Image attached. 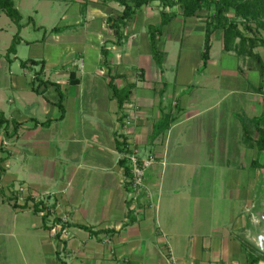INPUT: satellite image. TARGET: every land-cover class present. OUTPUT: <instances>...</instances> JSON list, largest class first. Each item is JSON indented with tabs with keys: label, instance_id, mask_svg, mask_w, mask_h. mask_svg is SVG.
<instances>
[{
	"label": "crops",
	"instance_id": "obj_1",
	"mask_svg": "<svg viewBox=\"0 0 264 264\" xmlns=\"http://www.w3.org/2000/svg\"><path fill=\"white\" fill-rule=\"evenodd\" d=\"M176 11L177 16L162 27L158 36V46L163 52L162 64L168 52L162 49L159 41L166 32L167 38L177 39L178 36L180 41L178 63L189 59H186L191 52L188 49L195 50L191 53L192 57L199 56L196 61H187L191 63L189 67L183 64L179 68L177 65L176 81L164 80V69L156 62L149 40L148 26L159 23L160 15L158 21L140 19L139 29L127 41L123 42L129 36L123 27L125 36L121 42L117 39V43L108 46L102 43L99 46V57L106 66L104 70L109 87L108 90L97 91L107 98V106H98L101 121H86L82 112L81 120H78L82 98L95 92V89L71 90L72 86L82 84L79 71L84 74L86 69V53L82 45L77 49L76 56L69 60L70 66L63 67L64 73L60 74L65 76L64 81H54L60 86L57 90L63 96L66 109L63 119L48 126L36 123V120L41 122L60 117L57 102L61 94L58 99H49L46 97L47 89L44 94L35 92L31 88L34 76L25 86L40 97L31 94L25 98L31 106V113L25 115L19 107L10 109V117L4 110L0 112L9 120L1 135L10 138L0 151L6 156L5 159L0 157L4 168L3 185L7 187L20 181V188L24 186V191L18 188L16 198L18 193H25L33 203L43 201L45 206L52 208L50 222L59 217L66 224L65 227L58 224L53 229H45L50 236L56 237L61 231L58 249L54 250L60 264H172L171 255L175 257L176 264H249L250 256L257 258L253 264H264L261 247L264 237V168L260 165L264 164V150L260 151L254 143L245 145V131L240 118L234 115L239 112L233 109L224 114L221 110L215 111L221 102L239 95L242 102L239 109L244 113V119L249 121L259 116L264 107L256 114L251 110L264 103V88H259L261 73L257 67H251L256 61L252 59L247 71L241 72L242 81L229 86L225 83L228 79L233 80V76H229L226 68L222 71L210 70L215 63L212 53L208 65L201 70L207 12L203 10L185 17L182 10ZM140 15L143 17L144 14ZM101 17V14L91 15L89 11L84 17L86 20L67 24L73 27L66 30L77 29L79 24H88L90 19L98 18L102 20L98 28L90 25L87 28L92 33L97 32L99 37L103 34L101 27L104 20ZM136 18L137 14L133 19ZM175 20H179L182 29L173 36L169 34V27ZM126 26L134 29L128 23ZM145 30L146 36H143ZM215 34L223 39L224 52L239 59L237 52L225 49L220 29L212 35V47ZM195 36L198 37L197 43H191ZM74 39L86 41L84 35H76ZM128 41L130 49L123 50ZM102 47L109 51L107 59ZM112 51L117 53L116 62ZM78 52L85 56L77 57ZM255 52L259 53V50ZM261 57L264 60V54ZM228 58L222 61L227 62ZM77 60H83V68ZM129 64L134 66V70L126 67ZM145 66L153 69L154 74L150 77ZM71 71L76 72L78 83H70ZM110 75L118 76V87L134 86L130 99L124 104L122 112L127 115L123 121L119 120L122 112L117 99L112 97ZM41 78L44 79L42 75ZM35 83L37 85L36 80ZM219 85L224 92L214 100V96H218L215 93ZM44 88L46 86L41 90ZM36 101L44 114L50 115L51 112L52 116L46 119L37 117L33 109ZM108 101L116 103L113 113ZM9 102L14 100L9 99ZM166 113L176 117V120L152 140L156 122ZM251 134L257 138L254 130ZM123 137H126L134 154L142 159H153L146 169L144 186L139 190L127 184L132 182L119 162L127 155L116 146V138L123 140ZM218 140H221L220 152L212 147L213 141L215 144ZM58 144L62 145L60 158L54 156L56 152L52 154L56 149L54 145L57 147ZM90 148L92 151L85 153ZM10 157L17 160L18 169L9 171ZM254 161H258L257 166ZM22 174L27 176L28 181L21 177ZM192 176L199 177L193 183L198 190L191 185ZM38 179H43L46 184L39 185L36 182ZM33 210L43 214L35 208ZM68 223L85 225L97 232L69 226ZM244 239L259 249H253L248 244L242 246Z\"/></svg>",
	"mask_w": 264,
	"mask_h": 264
},
{
	"label": "rangeland",
	"instance_id": "obj_2",
	"mask_svg": "<svg viewBox=\"0 0 264 264\" xmlns=\"http://www.w3.org/2000/svg\"><path fill=\"white\" fill-rule=\"evenodd\" d=\"M14 2L23 16L21 22L24 24V27L21 30V36L24 38V40H22V42L18 44L17 53L12 55L13 60L9 61L5 56V52L7 47L11 43L13 34L18 30V26L10 17H8L4 12L0 11V94H2V100H0V112L4 110L6 115L10 117V109L19 107L20 110L25 113V115H27L31 113L32 109L31 106L26 103L25 98H29V96H32L31 94H34V97L36 96V98H40L37 93L27 90V87H25L28 85L30 79L34 76L35 71L39 70L40 65L23 67L21 65V62L23 60H27L29 58L45 59L46 66L42 77L44 79H49L50 82L58 81L61 83L65 79V76L62 75L64 73L63 67L70 66L69 60L72 57L76 56L75 53L77 49H79V47L82 45L85 48L86 53V69L84 74H81V72L79 71L80 75L83 78L82 84L77 87L75 85L72 86L71 90L95 89V92L92 95H86L82 98V103H80L78 111V120H81L82 112L84 113L86 121H101V116L98 113V106H107L105 105V100H107V98L102 96L100 92L98 93L97 91L108 90L109 87L106 82L107 77L105 76L104 70L106 69V66L101 63V56L99 57V46H101L102 43H105L106 46L111 45L112 43H117L118 38L114 33L115 31L109 28L106 23V21L108 20L106 19H108L109 16H117L121 14L123 11V6L112 0L107 3L103 0H14ZM166 2L167 1L156 0L144 5L141 9H139L137 18L135 20L133 19V22H131V24L130 21L128 22L129 26H134V29L131 30V28L123 26L124 32L129 34V36H126L124 38L123 42L127 41L128 37L135 35L134 32L139 29L137 26L141 25L140 19H144L145 21H158L161 10L163 8H167L168 10H182L179 5H176L174 8H170L166 6ZM89 11L91 12V15L101 14L103 16L101 17V19L104 20L101 27L103 34L99 35V37L97 32L92 33L87 28V26L89 25L90 27L98 28L102 21H100V19L98 18L90 19L88 21V24H85V22L79 24V28L77 27V29L65 30L60 33L51 32V30L56 26L64 27L67 24L76 23L77 20H86L84 17ZM82 12L83 15H81ZM206 12L207 14H209L210 12H213V10H209V12ZM140 14H144L145 16L143 15V17H141ZM227 15L233 18L234 11L231 10L227 13ZM31 17H33L34 20L29 23ZM239 21L241 22L240 25L244 33L251 37L256 35L259 37H263L264 40V25L259 24L256 20H251L248 21V24L250 26V29L248 30L245 27L244 22L241 21V19H239ZM169 28V34H173V36H176L180 33L182 24L179 22V20H175L173 21V23H171ZM130 32L132 34H130ZM144 32L145 33L143 36H146V30ZM76 35H84L86 41H76L74 39ZM167 36L168 34L166 32L159 41L160 45L163 46L162 49L165 52H168V54H166V61H164V64H161L159 66L164 69V80L169 78L172 81H176L177 65L179 66V68L183 66V64H185L184 66L189 67L191 63H188L187 61H196L199 56L197 58L196 56L192 57L191 53H195V50L192 51L188 49V51L191 52L190 55L186 56V59H189L187 61H181L180 63H178V55L181 52V46L180 41L178 40V36L177 39H170L167 38ZM197 38V36L193 37L191 39V43H197ZM140 39L141 37L138 38V40ZM26 40L30 41V43H28ZM142 41L143 40H141L140 42ZM142 45L143 44H141V46ZM122 49L129 50L130 41H128ZM123 50L120 51L121 54L123 53ZM202 50H204V48H202ZM258 50L259 54L263 56L264 44L258 43V45L254 48V51ZM211 53L212 59L215 63L210 66L212 69L209 67L210 70L222 71L224 68H226L227 73L230 74L229 76H233V80L228 79L226 81L227 83H225L229 86L233 83L236 84L242 81L241 72H246V69H248L247 67L250 65V62L253 61L250 57L244 55L238 54L240 56L238 59L237 57H234V55L232 56L224 52L223 39L218 34L214 35ZM78 56H80L79 58H82L85 55L78 52L77 57ZM112 56L116 62L117 53L115 54V51H112ZM228 57H230V59ZM150 58L153 59L152 57ZM225 58H228L229 60L227 62H223L222 60ZM246 58L247 61L245 60ZM124 60L125 59H123V62ZM152 64V66L155 67L153 62ZM126 67H128L130 70H134V66L130 64ZM145 68L147 71V76L150 77V74H154V72L152 71L153 69H150L151 67L145 66ZM201 68L202 64L200 65V69ZM36 82L38 84L39 80L36 79ZM262 84L264 88V80ZM43 87H45V85ZM213 90L214 92H216L215 89ZM221 92H224V88L222 89L219 85L218 91L215 93L218 96H214V100L216 98H220ZM59 94L60 92L56 89L55 84L49 83L46 91V97L49 99H58ZM9 99H13L14 102H9ZM241 103L242 102L239 95H234L221 102L219 107H217L215 111L217 112L218 110H221V113L224 114L225 111L233 109L236 112H239V114L236 113L234 115L235 117L240 118L241 124L243 126L242 129H244L245 131L244 121H247V118L244 119V113H242V110L239 109ZM39 105L40 103H38L37 101L33 104V109L36 111L35 113H37V117L46 119L48 116H52L51 112L50 115L44 114ZM114 105H116L115 102L108 101V107L111 109V113H113ZM263 107L264 103H262L261 106L257 109L251 110V112H254L256 114L258 113L256 111H258L259 109H263ZM57 112H59L58 107ZM52 129L54 131L56 130L55 128ZM239 130H241V128ZM0 139L2 140L4 146H6L10 141V138H8L7 136L3 137L2 135H0ZM214 141L212 147H214V150L216 148V150L220 152L221 140H218L215 144ZM58 145L59 146L57 147L54 145V148L56 149H53L54 152L52 154L56 152V155L54 156L58 155V158H60V155H62V145ZM245 145H249L248 140L246 141V137ZM91 151L92 149L90 148L88 150H85V153H89ZM128 155L130 154H127L126 156ZM1 156L4 158L6 157L4 152H0V157ZM9 161L10 167H7L9 171L18 169L19 164L16 159L10 157ZM37 166H39V164H37ZM3 171L0 170V175L2 174L0 176V264H60V261L57 260L54 253L58 249L59 238L55 235L50 236V232L48 230H45V228L43 227V214L34 212L33 210L34 201L30 200L32 201L31 203L28 202L30 206L26 207L15 208L13 206V200L10 202L8 198L15 195L16 192H19V189L23 192L24 186L23 188H20V185L22 186V184H20V181L11 183V186H4L2 182L4 175ZM21 177L27 179L28 181L27 176L22 174ZM197 179H199V177H190L191 185L195 186L196 190H198V186L193 183ZM36 182L41 186L46 184L43 179H38ZM193 186H191V188H193ZM219 188L220 186L217 187V189ZM1 189L3 190V193L1 192ZM16 189H18V191ZM21 197H23V199H21ZM54 197L55 196L53 195V198ZM16 200L22 202V204H20L21 206L24 205V203L26 202L25 193H18ZM45 201L47 202L46 199ZM50 221L51 219L49 217L48 222L52 223Z\"/></svg>",
	"mask_w": 264,
	"mask_h": 264
},
{
	"label": "trees",
	"instance_id": "obj_3",
	"mask_svg": "<svg viewBox=\"0 0 264 264\" xmlns=\"http://www.w3.org/2000/svg\"><path fill=\"white\" fill-rule=\"evenodd\" d=\"M104 2H109L111 0H103ZM117 3H119L121 6H123V11L121 14L117 16H109L108 17V25L109 28L113 29L118 37V42H121L124 38L123 33V26H126L127 23L133 19L136 14L138 13V10L141 9L144 5L156 1V0H112ZM160 1H167L166 6L170 8H174L176 5H179L182 9V14L185 17L193 16L198 14L200 11H212L209 14H207V23H206V32H205V40H204V50L202 53V69H204L208 65V61L211 57V48H212V35L216 30H222L223 31V38H224V44L225 49L227 51L234 50L239 55H244L247 57H250L251 59H255L258 63L256 65H253L251 67H257V69L261 73L262 82L264 80V60L262 59L261 55L254 51V48L260 44H264L263 37L259 36H249L241 28V21L244 22L245 27L249 30L250 26L248 24V21L256 20L259 24L264 25V0H160ZM231 10L234 11V17H229L227 15L228 12ZM0 11L4 12L8 17H10L18 26V30L14 34L11 44L9 48L7 49L6 57L9 61L13 60L12 55L17 53V46L24 38L21 36V30L24 27V24L22 21V13L20 12L19 8L16 6L14 0H0ZM83 14V12H82ZM178 12L175 9L168 10L167 8H163L161 10V20L159 23L156 24H149L148 26V34H149V40L151 44V48L153 51L154 58L158 65L162 64V57L163 52L158 46V36L160 35L162 31V27L166 24H168L173 18L177 16ZM262 18V19H261ZM34 20L33 17L30 18L29 23ZM70 27H73L71 25H66L64 27H54L51 32H62ZM28 43L30 41L26 40ZM102 53L105 56V59H107L109 55V51L107 49H104L102 47ZM106 61V60H105ZM21 65L23 67L27 66H34V65H40L39 70H36L34 73V79L32 81L31 88L35 92L39 94H44L47 87L49 86V83L57 85L56 89H59L60 86H58L57 82H50L49 79H42L41 75L44 73L45 70V60L43 59H35V58H29L27 60H23L21 62ZM116 77L117 75H110V81L109 86L112 92V97L117 99L118 102V108L119 111H123L124 104L130 99L132 88L134 87L133 84H128L125 87H118L116 83ZM38 79L39 83L36 85L35 80ZM79 79L76 77V72L71 71L70 73V83H78ZM261 82L260 89L263 90V84ZM46 86L43 90L41 88L43 86ZM163 91V90H162ZM61 94V93H60ZM60 110L61 115L58 118H49L45 121H38L36 120L37 124H41L43 126H48L53 122L59 121L64 118L66 109L63 105V96L60 95L59 101L57 102ZM126 113L122 112L121 116L119 117V120L123 121L126 117ZM176 120V117L170 116V114H163L162 118H160L153 130L152 134V140L156 139L158 135L163 133L165 130L169 128V125L172 121ZM9 124V120L4 116L3 113H0V135L3 129H6ZM244 128H245V137L246 141L248 140L249 144H256L258 149L264 150V110L259 116H255L249 121H244ZM255 131L257 133V138L255 139L252 136V131ZM12 135V134H11ZM121 136V135H120ZM2 140L0 139V151H3L2 149ZM116 146L118 150L124 154H132L133 149H131L127 143L126 137H123V140H120L119 138H116ZM5 159V158H4ZM0 159V170L3 171L4 168L1 166ZM121 166L125 169V174L128 177L132 176L131 173V165L130 160L128 156H124L120 159ZM253 164L257 166L258 161H254ZM261 167L264 168V164H260ZM2 175V174H1ZM0 175V176H1ZM127 184H131L130 182H127ZM1 192L3 193V190L1 189ZM8 200L11 202L13 200V206L15 208L17 207H26L28 206V202L32 200L31 197L26 198V202L24 205H20L18 201L16 200V195H13L12 197H9ZM34 208L38 211H42V219H43V227L45 229H53L56 225L62 224L63 227H65V223L61 220V218L56 217L53 219L52 223H48L49 216L51 215V207H47L44 205L43 201H37L34 203ZM70 226H79L82 228H86L90 232L96 233L97 231H94L91 227L85 226V225H76L74 223H68ZM60 232H57V237L60 238ZM244 244V247L247 246V244L253 248V249H259L256 245H254L252 242H250L247 239H244L242 242V246ZM249 264H253L257 258H253L252 256L249 257Z\"/></svg>",
	"mask_w": 264,
	"mask_h": 264
},
{
	"label": "built area",
	"instance_id": "obj_4",
	"mask_svg": "<svg viewBox=\"0 0 264 264\" xmlns=\"http://www.w3.org/2000/svg\"><path fill=\"white\" fill-rule=\"evenodd\" d=\"M78 61V60H77ZM83 60L78 61V65L83 68ZM131 165V173L130 181L132 182V186L134 189L139 190L144 186V178L147 167L153 162L152 158L142 159L138 155L134 154V152L128 155ZM172 260V264H176L175 257L173 255L170 256Z\"/></svg>",
	"mask_w": 264,
	"mask_h": 264
},
{
	"label": "water",
	"instance_id": "obj_5",
	"mask_svg": "<svg viewBox=\"0 0 264 264\" xmlns=\"http://www.w3.org/2000/svg\"><path fill=\"white\" fill-rule=\"evenodd\" d=\"M261 247L264 250V237L261 239Z\"/></svg>",
	"mask_w": 264,
	"mask_h": 264
}]
</instances>
